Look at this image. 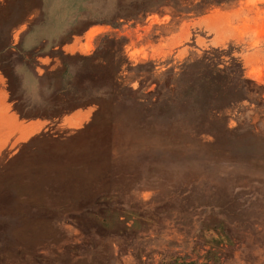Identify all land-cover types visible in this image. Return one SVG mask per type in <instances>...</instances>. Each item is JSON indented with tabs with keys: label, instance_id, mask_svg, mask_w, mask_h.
Listing matches in <instances>:
<instances>
[{
	"label": "rangeland",
	"instance_id": "obj_1",
	"mask_svg": "<svg viewBox=\"0 0 264 264\" xmlns=\"http://www.w3.org/2000/svg\"><path fill=\"white\" fill-rule=\"evenodd\" d=\"M42 1L53 57L41 87L14 57L9 100L46 123L0 152V264H264V0Z\"/></svg>",
	"mask_w": 264,
	"mask_h": 264
},
{
	"label": "crops",
	"instance_id": "obj_2",
	"mask_svg": "<svg viewBox=\"0 0 264 264\" xmlns=\"http://www.w3.org/2000/svg\"><path fill=\"white\" fill-rule=\"evenodd\" d=\"M3 1L0 3V57L2 59V66H0V72L5 79V86H0V152L6 148L10 139H16L17 141H23L25 138L36 134L41 127V124L45 121L39 119L29 122L21 121L17 113L13 111L12 103L16 100L14 97H19L16 91L19 92L20 85L22 84L19 79L17 80L16 74L19 71L13 63L14 57L22 58L21 62L28 65V68L33 74L34 79L38 81V85L41 87L40 81L45 77H39V72L36 69L38 66V60L52 59L53 56L46 54L43 49L45 47L47 39L38 36L35 29L41 28L45 23V19L39 18L37 21H32L35 13L41 10L42 0H36L37 4L29 3L23 8H19L17 0H10L9 2ZM41 5H38V3ZM16 9L23 10L24 12L16 13ZM44 21V22H43ZM73 29L69 35L73 34ZM19 35V40L15 41V36ZM61 50L66 53H72L76 50V41L62 46ZM43 52V53H42ZM31 60V61H29ZM50 70H46L45 75L50 74ZM53 73V72H52ZM51 73V74H52ZM16 95V96H15ZM18 109V103L14 104ZM86 115V111L79 110L69 116V119H83ZM46 123V122H45Z\"/></svg>",
	"mask_w": 264,
	"mask_h": 264
},
{
	"label": "trees",
	"instance_id": "obj_3",
	"mask_svg": "<svg viewBox=\"0 0 264 264\" xmlns=\"http://www.w3.org/2000/svg\"><path fill=\"white\" fill-rule=\"evenodd\" d=\"M158 1H160V0H158ZM196 71L200 75L199 76L200 78L198 79L199 81L203 78H206V72H208V71L202 72V73L199 72V69H197ZM209 80H210V82H212L213 87H209V86L204 87L205 86L204 84L200 85L202 89L205 88L206 93H207L206 95L202 96V99L203 100L207 99L211 102H214L215 100H217L218 102L220 100H223V101L227 100L229 97L228 93H226L225 91H222L220 89V87L218 86V83L215 81V78L210 77ZM104 100H107V98H104ZM99 114L104 115V113H102V112H100Z\"/></svg>",
	"mask_w": 264,
	"mask_h": 264
}]
</instances>
